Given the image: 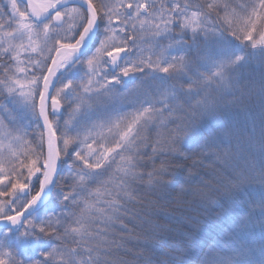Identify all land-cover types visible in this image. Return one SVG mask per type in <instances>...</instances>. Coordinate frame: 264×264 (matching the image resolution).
Wrapping results in <instances>:
<instances>
[{"label":"snow or ice","instance_id":"snow-or-ice-1","mask_svg":"<svg viewBox=\"0 0 264 264\" xmlns=\"http://www.w3.org/2000/svg\"><path fill=\"white\" fill-rule=\"evenodd\" d=\"M213 205L264 264V0H0V264H189Z\"/></svg>","mask_w":264,"mask_h":264},{"label":"trees","instance_id":"trees-1","mask_svg":"<svg viewBox=\"0 0 264 264\" xmlns=\"http://www.w3.org/2000/svg\"><path fill=\"white\" fill-rule=\"evenodd\" d=\"M254 70L258 75L261 71V66L259 64L255 65ZM242 118L243 114L241 115V119ZM188 163L191 164V161ZM205 163L210 162L206 161ZM185 187L187 188L188 185H185ZM258 188L259 185H257V189ZM178 194L179 190L173 193V196L175 197ZM184 198L190 202L189 209L197 208L199 203L198 198L192 195H187ZM214 198L223 203L221 195H217ZM164 210L173 217L168 226L173 229L170 236L174 242L185 240V238L181 236V233L189 231L187 217L198 216L201 221L200 230L193 233V238L191 240H185L186 246L191 249L190 255L187 257L189 264H202L205 259L204 253L208 252L212 246L218 245L222 248L228 241L231 220L227 211V205H225L223 210L213 205V209L207 213H197L191 210H175L174 206H168Z\"/></svg>","mask_w":264,"mask_h":264}]
</instances>
